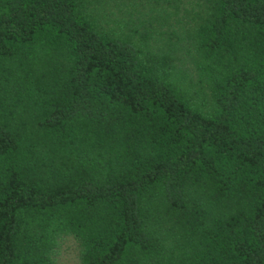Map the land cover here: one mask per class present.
Here are the masks:
<instances>
[{
    "label": "trees",
    "instance_id": "16d2710c",
    "mask_svg": "<svg viewBox=\"0 0 264 264\" xmlns=\"http://www.w3.org/2000/svg\"><path fill=\"white\" fill-rule=\"evenodd\" d=\"M116 1L0 0V264H264V0Z\"/></svg>",
    "mask_w": 264,
    "mask_h": 264
},
{
    "label": "rangeland",
    "instance_id": "374dc122",
    "mask_svg": "<svg viewBox=\"0 0 264 264\" xmlns=\"http://www.w3.org/2000/svg\"><path fill=\"white\" fill-rule=\"evenodd\" d=\"M115 1L116 0H105V6L101 9L100 17L99 13L98 17L96 14V22L99 24V26H102V28H112V25L115 24L117 21H126L128 17L134 18L135 23L138 22V20H136L137 17L140 18L141 22L138 25L140 27L145 26L144 23L142 24V21L147 22L148 19L149 21H153L152 17H149V15L146 14L147 9L145 7L140 6L141 9L140 11H138L137 7L136 10L133 6L129 4H122L124 2ZM178 3L180 5L176 11L173 10V7L171 5H165V10L168 12V14L162 12L163 14L167 15L166 20H168V22H170L171 24V26H164L167 27L168 32L171 28L172 34L174 36L173 37L169 33V41H172L173 38L177 40V36L179 34L178 29L185 28L193 19H195V17L193 16V12L191 11L193 9L191 8V6H194V2H186L185 0H179ZM194 7L197 8V6ZM143 12L145 13L143 14ZM141 13L143 15H141ZM155 25L158 24H154V26ZM51 256L53 258L54 264H80L79 244L77 239L70 233H60L56 238V242L54 244Z\"/></svg>",
    "mask_w": 264,
    "mask_h": 264
}]
</instances>
